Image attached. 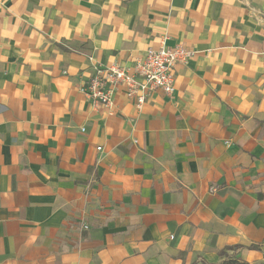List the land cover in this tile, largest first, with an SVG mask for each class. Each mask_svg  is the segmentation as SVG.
Masks as SVG:
<instances>
[{"label":"crops","instance_id":"crops-1","mask_svg":"<svg viewBox=\"0 0 264 264\" xmlns=\"http://www.w3.org/2000/svg\"><path fill=\"white\" fill-rule=\"evenodd\" d=\"M163 38L171 97L79 91ZM227 257L264 263V0H0V264Z\"/></svg>","mask_w":264,"mask_h":264},{"label":"built area","instance_id":"built-area-1","mask_svg":"<svg viewBox=\"0 0 264 264\" xmlns=\"http://www.w3.org/2000/svg\"><path fill=\"white\" fill-rule=\"evenodd\" d=\"M195 53L182 45L167 47L163 38L158 47L148 48L129 68L118 63L94 65L91 77L79 91L92 107H102L110 115L119 92L140 111L157 93L172 96L175 67L187 65Z\"/></svg>","mask_w":264,"mask_h":264},{"label":"trees","instance_id":"trees-1","mask_svg":"<svg viewBox=\"0 0 264 264\" xmlns=\"http://www.w3.org/2000/svg\"><path fill=\"white\" fill-rule=\"evenodd\" d=\"M218 264H264V263H248V262L243 261L240 258L227 257Z\"/></svg>","mask_w":264,"mask_h":264}]
</instances>
